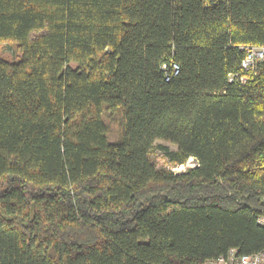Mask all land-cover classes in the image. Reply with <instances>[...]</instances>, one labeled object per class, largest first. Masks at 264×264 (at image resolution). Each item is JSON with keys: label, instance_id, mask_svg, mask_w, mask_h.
<instances>
[{"label": "trees", "instance_id": "1", "mask_svg": "<svg viewBox=\"0 0 264 264\" xmlns=\"http://www.w3.org/2000/svg\"><path fill=\"white\" fill-rule=\"evenodd\" d=\"M245 45L264 46V0H0V264L263 250L264 63L243 69Z\"/></svg>", "mask_w": 264, "mask_h": 264}, {"label": "built area", "instance_id": "2", "mask_svg": "<svg viewBox=\"0 0 264 264\" xmlns=\"http://www.w3.org/2000/svg\"><path fill=\"white\" fill-rule=\"evenodd\" d=\"M241 47L245 50V55L241 60L243 69L254 70L259 62L264 63V46L245 45ZM176 72L177 66L174 65V73ZM258 222H264V217H259ZM203 264H264V249L254 253L240 254L236 248H230L225 254L208 259Z\"/></svg>", "mask_w": 264, "mask_h": 264}, {"label": "rangeland", "instance_id": "3", "mask_svg": "<svg viewBox=\"0 0 264 264\" xmlns=\"http://www.w3.org/2000/svg\"><path fill=\"white\" fill-rule=\"evenodd\" d=\"M1 47H3L4 53L9 55L10 59H15V57H13L11 55L12 53V46L8 45V44H2ZM160 146H168L170 149H174L175 146L169 142L163 141V140H156L155 141V148L152 151L150 158L151 160L155 163L156 167H160V166H166V163L164 160V154H163V150L161 149ZM193 164V160L189 159L187 161L186 164H183L181 167H174L172 168L175 172H179L181 170H183L185 167L187 166H191Z\"/></svg>", "mask_w": 264, "mask_h": 264}]
</instances>
